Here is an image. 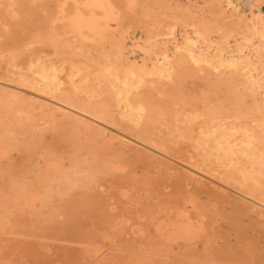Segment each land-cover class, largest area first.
I'll return each mask as SVG.
<instances>
[{
  "label": "snow or ice",
  "instance_id": "snow-or-ice-1",
  "mask_svg": "<svg viewBox=\"0 0 264 264\" xmlns=\"http://www.w3.org/2000/svg\"><path fill=\"white\" fill-rule=\"evenodd\" d=\"M0 264H264V0H0Z\"/></svg>",
  "mask_w": 264,
  "mask_h": 264
},
{
  "label": "rangeland",
  "instance_id": "rangeland-1",
  "mask_svg": "<svg viewBox=\"0 0 264 264\" xmlns=\"http://www.w3.org/2000/svg\"><path fill=\"white\" fill-rule=\"evenodd\" d=\"M206 174V173H205ZM202 174L203 175V180H204V185H197V191L200 195L203 196L204 199H209L210 197H216L219 199V203L221 204V207L225 206V201H224V194H227L230 198L234 199L236 196L241 195V193L238 191V189L234 188L231 185H223L222 182L218 179V178H213V176H209L207 177V174ZM198 175H200L198 173ZM212 177V179H211ZM217 181H215V180ZM211 180V181H210ZM219 181V182H218ZM213 182V183H212ZM213 184L216 185V188H213ZM219 186V187H218ZM227 186V187H226ZM223 187V193L218 192L217 190L219 188ZM226 188V189H225ZM222 232L226 233L227 232V228H221L220 229ZM53 244L55 247H57L58 249L60 248V245L58 243H56L55 241H53ZM61 256L66 255L63 251L60 252ZM67 255H71V254H67Z\"/></svg>",
  "mask_w": 264,
  "mask_h": 264
},
{
  "label": "bare ground",
  "instance_id": "bare-ground-1",
  "mask_svg": "<svg viewBox=\"0 0 264 264\" xmlns=\"http://www.w3.org/2000/svg\"><path fill=\"white\" fill-rule=\"evenodd\" d=\"M206 175V174H205ZM207 177H209L208 175H207ZM214 178V177H213ZM211 179H212V177H211ZM213 180V179H212ZM215 180V179H214ZM211 181V180H210ZM215 181H217V180H215ZM219 182V181H218ZM213 183V182H212ZM225 186V185H224ZM229 186V185H228ZM219 187V186H218ZM227 187V186H226ZM235 188V187H234ZM226 189V188H225ZM236 189V188H235Z\"/></svg>",
  "mask_w": 264,
  "mask_h": 264
}]
</instances>
